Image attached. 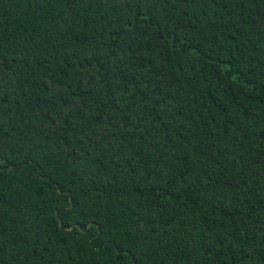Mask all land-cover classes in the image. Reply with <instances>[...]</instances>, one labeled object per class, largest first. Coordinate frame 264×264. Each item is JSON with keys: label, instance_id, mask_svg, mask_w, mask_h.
<instances>
[{"label": "trees", "instance_id": "16d2710c", "mask_svg": "<svg viewBox=\"0 0 264 264\" xmlns=\"http://www.w3.org/2000/svg\"><path fill=\"white\" fill-rule=\"evenodd\" d=\"M0 264H264V0H0Z\"/></svg>", "mask_w": 264, "mask_h": 264}]
</instances>
